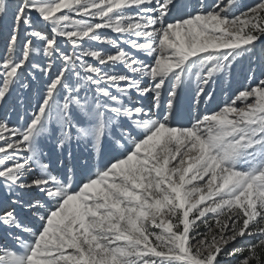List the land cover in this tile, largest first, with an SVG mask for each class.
Segmentation results:
<instances>
[{
  "label": "snow or ice",
  "instance_id": "6c2138e0",
  "mask_svg": "<svg viewBox=\"0 0 264 264\" xmlns=\"http://www.w3.org/2000/svg\"><path fill=\"white\" fill-rule=\"evenodd\" d=\"M175 3L16 0L10 8L0 0V20L9 13L12 20L7 55L0 58V103L18 81L28 87L21 76L35 42H43L40 51L49 61L61 62L23 128L0 121V193L11 198L13 209L33 214L51 202L38 217L42 230L35 234L15 210L0 213V228L8 229L14 241L13 249L0 248V264H219L224 249L245 237L259 240L239 250L248 253L241 264H261L264 79L191 127L173 126L170 120L186 76L195 71L199 102L217 74L264 38V3L237 15L239 0H218L210 10L168 22ZM40 22L50 26V35L36 27ZM103 30L122 39H108ZM59 40L73 51L63 52ZM86 42L110 46L115 54L85 50ZM133 53L153 62L145 66ZM86 57L100 66H122L124 74L85 64ZM31 67L50 77L55 65ZM73 73L75 84L69 79ZM169 84L163 119L126 104L133 93L153 95L159 110ZM86 90L92 96L82 102L79 94ZM125 121L143 138L133 139ZM52 124L61 152L74 140L99 151L109 136L119 148L131 141V148L73 191L71 177L56 179L44 162L40 140L50 135ZM33 190L39 198L26 202ZM209 215L216 217L219 235L210 232L211 240H200L197 250L193 234L202 223L209 227ZM27 234L34 237L31 243L22 238Z\"/></svg>",
  "mask_w": 264,
  "mask_h": 264
},
{
  "label": "rangeland",
  "instance_id": "374dc122",
  "mask_svg": "<svg viewBox=\"0 0 264 264\" xmlns=\"http://www.w3.org/2000/svg\"><path fill=\"white\" fill-rule=\"evenodd\" d=\"M5 2L10 8L15 7L16 0H5ZM217 2L218 0H176L175 6L172 8L168 18V22H177L180 19L188 18L190 14L210 10ZM260 3H264V0H239V8L235 10V14L238 15L241 12H248L251 9L258 7ZM132 14L135 13L133 12ZM71 18H73V20L81 19L74 15L71 16ZM89 21L90 23H94L92 20ZM11 22V13L0 20V58L7 55L6 49L8 46ZM36 27L42 32L44 31L43 33L45 35H50V26H46L40 22ZM101 35L108 39H122V37L118 38L107 30H103ZM62 42H64L66 46H61L62 43L59 44L58 41L59 48L65 53H71L73 51L71 46L64 40H62ZM88 43L83 45L85 50H89L93 47L96 50H100L105 55L115 54L116 50L110 46ZM35 48L29 65L23 70V75L21 76V80L24 84H27L28 87H23L20 81H18L11 89L6 100L3 103H0V121H6L7 123L11 122L10 124L8 123L10 127L23 128L25 123L30 121L33 112L37 110V105L42 102L41 97L44 95L49 80L56 77L57 71L61 66L59 59L56 61H49L48 58H45L46 64L51 62L55 65L50 77L32 69V63L38 64L34 58L37 55L40 56ZM133 54L136 55L145 66L153 62L152 58L146 56L144 53ZM83 59L85 64L101 67L104 72L124 74L122 66L112 65L104 67L96 64V62L91 59H89V61H86L87 58ZM72 75L75 77L74 73ZM69 79L75 84V78ZM261 79H264V38H261L247 52L238 55L235 60L231 62L230 67L225 69L223 73L217 74L206 87L205 95L200 98L199 102H197V89L199 84L196 80L195 71L193 74L186 76L174 101V108L172 110L170 122L173 126L177 127H191L198 119H202L206 115H212L221 110L225 105L230 104L231 100L234 99L239 92L257 86ZM144 84L147 86L150 82L145 80ZM170 87L171 85L169 84V86L162 92L161 106L159 110L155 108L153 95L137 97L136 94L133 93L131 98L127 100L126 104L127 106L135 105L142 107L145 112L150 113L152 119H163V116L167 112L166 104L168 103V92ZM85 94L89 97L92 96V93L87 90L86 92H81L79 96L82 102ZM209 95L211 96L210 99ZM57 99L62 103V98L60 96H58ZM240 107H243V105H240ZM124 127L130 128L131 123L125 121ZM50 128V135L40 140V145L46 153L44 162L49 164L50 175L56 179L64 181L66 177L70 176V183L73 191H78L83 183L94 178L96 173L109 167L111 163L116 162L118 158H122L125 151L128 148H131V141H122L126 147L119 148L116 146L115 138L109 136L105 138L99 151H97L91 143L76 142L74 140L61 152L56 149V126L52 124L50 125ZM131 130L133 133V139L137 137L143 138L142 132L134 127H131ZM242 167L246 168L247 165H242ZM29 195L24 198L26 202L39 198V194L35 190ZM10 199L11 198L8 195L0 193V207H3V209L5 208L8 211L15 210L21 223L29 226L32 229L33 234L41 231V222L38 217L45 214V209L48 208L51 202L45 204V209H41L40 212L33 214L31 212H25L22 209H13ZM25 207H27V203L25 204ZM215 220V216L209 215L205 221L209 227L206 228L205 224L202 223L193 234L198 238L193 242V246L197 250H200V240L205 238L211 240V236H209L210 232L217 236L219 235L216 231ZM12 235L13 234L9 232L8 229L0 228V248H14ZM22 238L25 243H31L34 237L32 234H27V236L22 235ZM258 240L259 237L237 239L235 243L228 245L224 249L223 253L218 258L219 264H241V261L247 257L248 253L246 251L242 253L239 250L250 245H255ZM230 253H235V255L230 256Z\"/></svg>",
  "mask_w": 264,
  "mask_h": 264
},
{
  "label": "bare ground",
  "instance_id": "6f19581e",
  "mask_svg": "<svg viewBox=\"0 0 264 264\" xmlns=\"http://www.w3.org/2000/svg\"><path fill=\"white\" fill-rule=\"evenodd\" d=\"M71 19H73V18H71ZM90 19H86L85 20V22H87V23H90V21H89ZM44 32V31H43ZM62 43V44H61ZM86 43H88V42H86ZM59 44H61V46H66V44L64 43V42H62V40H59ZM89 44V43H88ZM35 46H36V48H35V50H36V52L40 55V56H36L34 59H35V61L38 63V65H40L41 67H44L45 65H46V63H45V58L46 57H44L43 55H42V53H41V49H42V47H43V42H39V41H37V42H35ZM64 48V47H63ZM67 48V47H66ZM92 50H96L95 48H91ZM69 50H71V49H69ZM73 50V49H72ZM78 51V50H77ZM98 51H100V50H98ZM70 53V52H69ZM87 58V57H86ZM89 59L90 58H87V60L86 61H89ZM57 59H55V60H53V61H56ZM31 64V63H30ZM58 65V64H57ZM58 67V66H57ZM59 70V69H58ZM42 74V73H41ZM35 76V75H34ZM69 78H71V79H73L74 78V76L71 74L70 76H69ZM86 92V91H85ZM86 95V94H85ZM147 110V109H146ZM29 111V110H28ZM28 113V112H27ZM29 114V113H28ZM12 116V115H11ZM16 116V115H15ZM27 116V115H26ZM19 119V118H18ZM17 121V120H16ZM9 124L11 123V122H8ZM12 125V124H11ZM137 136V135H136ZM130 147V146H129ZM58 157V156H57ZM76 189V188H75ZM30 196V195H29ZM6 197V196H5ZM6 211H8L7 209H3V207H0V213H3V212H6ZM44 215V214H43ZM27 236V235H26Z\"/></svg>",
  "mask_w": 264,
  "mask_h": 264
},
{
  "label": "trees",
  "instance_id": "16d2710c",
  "mask_svg": "<svg viewBox=\"0 0 264 264\" xmlns=\"http://www.w3.org/2000/svg\"><path fill=\"white\" fill-rule=\"evenodd\" d=\"M260 255L262 257L261 264H264V251H261ZM253 264H255V262H253Z\"/></svg>",
  "mask_w": 264,
  "mask_h": 264
}]
</instances>
